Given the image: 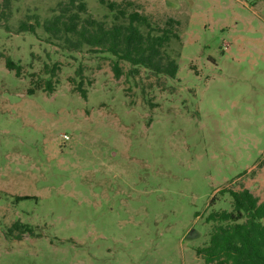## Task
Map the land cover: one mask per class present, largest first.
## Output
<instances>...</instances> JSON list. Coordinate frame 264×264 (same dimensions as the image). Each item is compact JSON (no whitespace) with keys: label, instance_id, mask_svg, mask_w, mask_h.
Returning a JSON list of instances; mask_svg holds the SVG:
<instances>
[{"label":"rangeland","instance_id":"obj_1","mask_svg":"<svg viewBox=\"0 0 264 264\" xmlns=\"http://www.w3.org/2000/svg\"><path fill=\"white\" fill-rule=\"evenodd\" d=\"M68 1L13 0L0 25V264H205L221 191L264 201V0H110L179 22L175 78L127 62L116 78L115 56L52 39L36 22Z\"/></svg>","mask_w":264,"mask_h":264},{"label":"trees","instance_id":"obj_2","mask_svg":"<svg viewBox=\"0 0 264 264\" xmlns=\"http://www.w3.org/2000/svg\"><path fill=\"white\" fill-rule=\"evenodd\" d=\"M13 0H0V25L9 19ZM114 17V22L83 17L87 12L81 0H69L60 3L56 15L36 25L55 41L63 42L71 50H80L84 45L97 48L101 52L116 57L112 68L116 78L123 75L121 62L133 67H143L155 75L175 78L179 71L177 61L169 50L174 41H180L179 22L170 18L165 26L154 25L148 16L137 10L130 11L131 2L118 3L99 0ZM2 56L0 55V59ZM6 67L20 77L23 68L9 56L5 58ZM134 68V71H137ZM44 74L50 76L44 82V90L54 92L57 71L60 65L45 66ZM76 75L81 81L76 86L83 97L87 98L82 88L84 77L81 69ZM70 81L75 82L73 79ZM29 89V94H34ZM231 198V210L213 211L207 221L213 224L209 242L197 250L205 264H264V201H260L250 190H222ZM217 198L211 200L214 205ZM19 230L20 235L32 234V230L23 224H16L11 232Z\"/></svg>","mask_w":264,"mask_h":264}]
</instances>
